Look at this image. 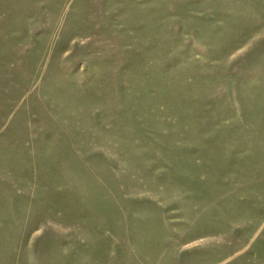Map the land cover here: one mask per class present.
<instances>
[{
	"label": "rangeland",
	"instance_id": "374dc122",
	"mask_svg": "<svg viewBox=\"0 0 264 264\" xmlns=\"http://www.w3.org/2000/svg\"><path fill=\"white\" fill-rule=\"evenodd\" d=\"M0 264H264V0H0Z\"/></svg>",
	"mask_w": 264,
	"mask_h": 264
}]
</instances>
